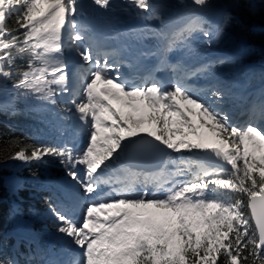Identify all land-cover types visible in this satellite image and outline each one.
Listing matches in <instances>:
<instances>
[{
    "label": "snow or ice",
    "instance_id": "6c2138e0",
    "mask_svg": "<svg viewBox=\"0 0 264 264\" xmlns=\"http://www.w3.org/2000/svg\"><path fill=\"white\" fill-rule=\"evenodd\" d=\"M117 12L149 23L122 31ZM261 12L264 0H0V113L22 104L53 136L0 142V161L51 157L68 178L46 212L28 210L55 233L11 255L0 241V264H264V74L253 87L242 20Z\"/></svg>",
    "mask_w": 264,
    "mask_h": 264
},
{
    "label": "trees",
    "instance_id": "16d2710c",
    "mask_svg": "<svg viewBox=\"0 0 264 264\" xmlns=\"http://www.w3.org/2000/svg\"><path fill=\"white\" fill-rule=\"evenodd\" d=\"M243 22L248 25L247 43L250 48V55L247 56L244 63L249 65L252 71L255 66L264 64V47L256 44V40H264V12L258 14L254 19L242 17ZM229 48H220L218 51H229ZM260 83L259 76L253 81V85ZM20 110L18 115L9 116L0 113V142L7 141L10 138H19L26 144L37 143L41 141H50L53 136L47 125L38 119L35 112H24L23 105L17 104ZM33 173L39 175L41 181H50L48 191H41L40 185L32 179ZM18 178L27 182L25 188L16 193L7 191V183L10 177ZM59 163L51 158H46L45 164L25 165L19 161H0V241H3L5 252L11 255L13 246L19 242L20 252H26V241L22 238H16L13 234L16 218L10 215V210L19 205L23 209V214L19 215L28 221V227L33 232H42L45 229L55 233L51 223L44 220H35L29 215V209H35L40 213L47 211L45 198L51 196L54 200L58 190V183L66 179ZM247 211V210H246ZM42 246H47L41 241ZM33 247H35L33 245Z\"/></svg>",
    "mask_w": 264,
    "mask_h": 264
},
{
    "label": "rangeland",
    "instance_id": "374dc122",
    "mask_svg": "<svg viewBox=\"0 0 264 264\" xmlns=\"http://www.w3.org/2000/svg\"><path fill=\"white\" fill-rule=\"evenodd\" d=\"M47 5H41V10H43L44 8H46ZM256 44H258L259 46H262L264 47V40H256ZM230 51V50H229ZM228 51H225V52H222V51H218V52H214V53H209V56L210 57H214L215 55H224L226 54ZM264 64H261L259 66H255L254 67V70L256 72V75H258L259 77L261 76V74H264ZM259 84L255 87H258ZM117 109V111H127V109H121L120 106H117V107H114ZM234 113L230 112V115H233ZM242 119V121H240V119ZM230 123H232L233 125H237V126H241L245 123V118H244V122H243V117H239L236 116L234 118H231L230 120ZM68 178H66L67 180ZM17 179L15 177H10L8 179V183H7V191L8 192H13L14 191V185L16 183ZM21 181V180H20ZM63 182V181H62ZM61 182L58 183V185L60 184ZM56 199V197L54 198V200ZM14 207H15V204H14ZM55 230V229H54ZM30 232H33L29 229L28 227V221L25 219V218H22L21 216L18 215V217L16 218V225H15V228H14V231H13V234L16 238H24L28 233Z\"/></svg>",
    "mask_w": 264,
    "mask_h": 264
},
{
    "label": "bare ground",
    "instance_id": "6f19581e",
    "mask_svg": "<svg viewBox=\"0 0 264 264\" xmlns=\"http://www.w3.org/2000/svg\"><path fill=\"white\" fill-rule=\"evenodd\" d=\"M114 3L119 4V3H121V0H114ZM116 15H117L118 18H123L124 15H126V14H124V13H120V12H117ZM123 111H124V110H123ZM230 116H231V118H234V117L238 116V114L234 113L233 115H230ZM239 117H240V116H239ZM239 119H240V121H242L241 118H239ZM243 122H244V118H243ZM77 214H78V216H77L76 218L79 219L80 213H77Z\"/></svg>",
    "mask_w": 264,
    "mask_h": 264
}]
</instances>
